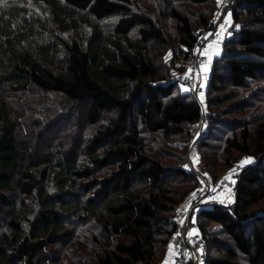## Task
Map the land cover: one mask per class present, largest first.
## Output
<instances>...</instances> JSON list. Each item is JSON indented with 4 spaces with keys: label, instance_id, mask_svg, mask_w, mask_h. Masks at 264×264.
<instances>
[{
    "label": "trees",
    "instance_id": "obj_1",
    "mask_svg": "<svg viewBox=\"0 0 264 264\" xmlns=\"http://www.w3.org/2000/svg\"><path fill=\"white\" fill-rule=\"evenodd\" d=\"M233 1V32L212 63L197 148L212 183L222 164L255 160L237 175L234 205L203 207L197 223L208 244L205 264H264V0ZM182 8L0 2V264L166 260L180 205L200 184L186 151L203 110L177 77L201 34L192 19L202 29L209 24ZM52 96L60 114L39 123L30 113ZM82 106L92 137L78 131L73 143L62 141L60 118ZM179 135L188 143L169 163L163 141Z\"/></svg>",
    "mask_w": 264,
    "mask_h": 264
},
{
    "label": "rangeland",
    "instance_id": "obj_2",
    "mask_svg": "<svg viewBox=\"0 0 264 264\" xmlns=\"http://www.w3.org/2000/svg\"><path fill=\"white\" fill-rule=\"evenodd\" d=\"M164 2H166V1L163 0L161 4L159 3L158 5H156L154 0H142V5H143V7H148V8H153V6H154V8L160 13L165 11V8H167V7L172 8V7H176V6H183L182 9L184 10V5H185L186 6L185 11H190V10L192 11V9H193L195 14H201V15L205 16L207 18V22H208L209 26L213 22L216 25H218L219 42H220L221 46H219L217 48L218 51L215 53V55L211 56V62L206 67V70H207L206 74H205V70H204V83H205L204 86H205V89H204V95L203 96H204V100H205V98H206V89H207V86H208V81H209V77H210L212 63H213L214 59H216L217 57H219L222 54V44L227 39L229 34L231 36L232 35L231 32H233V31H231V28L233 26V20H232V10L233 9L232 8H233L234 1L233 0H214V2L212 4L205 5V6H195V7H192L191 4L179 5L178 3H175L173 0H171V2H169V5L164 6ZM152 3H154V5ZM192 20H193L194 25L197 26V31H199L200 33H203L205 30L208 29V28L207 29H205V28L202 29L201 25L199 24V20L197 18H193ZM238 29H239V27L237 26L235 30H238ZM169 30L172 32L170 37H172V40H175L177 35L174 34V32H175L174 22H171V24L169 25ZM209 47L210 46H208L206 48V50H205L206 54L207 53L209 54ZM186 71H188V66L187 65H185V72ZM247 94L248 93H243V96H246ZM42 101L44 102V105L42 107H40V106L37 107L35 110H32V112L30 113V116H34V118H36L39 123H41L42 121H45L46 117L51 118V116H45L47 113H50V112L59 113L61 111L60 110L61 104L59 102V99L56 96L55 97L54 96L49 97L48 100L46 99V100H42ZM82 107H78V108L75 107V109L73 110V114L71 116H69V117H66L67 114H65V113L67 111L63 110L64 111L63 114H65L64 115L65 118H64V116L61 117L60 119H61V122H62L61 124L62 125L59 124V137L62 136L61 137L62 141H63L62 138H64V140H67L69 142L71 140V142L73 143L74 142L73 138L77 139L78 135H79V132H86L85 137L87 139L92 137V135H93L92 131L91 132L90 131L87 132L88 131L87 122H86L85 117H84L85 114L83 113V112H85V110H84L85 107L84 106H82ZM50 114L52 115V117H55L54 114H52V113H50ZM102 115L103 116H102L101 124L106 123L107 118H111V117L115 116L113 111L108 112V113H103ZM63 121H65V122H63ZM56 128L57 127H55V129ZM46 130L47 129H45L46 137L49 139V138H51L52 135H54V133L52 131H46ZM82 135H83V133H82ZM192 138L193 137H192V134H191L190 140H189L190 143H189L187 151H186L187 160H188V162H189V160L194 162L196 164L198 170L201 173L204 174V176L209 180V182L212 185H215L218 182V180L216 182L212 183L210 181V178L207 175V173L204 172L203 170H201V168H200L201 167V163H200L199 151H198V148H197L198 144L196 145V147L194 148V150H193V152L191 153L190 156L187 153L188 149L190 147V144L192 142ZM164 140L165 141H163V142H166L167 148H164V149L162 148L161 150L166 151L165 152V157L168 158V162L169 163H174L173 159L171 158L172 154H175L176 152L178 153L179 146L185 145V144L187 145V143H188L187 142V137L184 136V135H179V136L170 137V138H167V139H164ZM81 145L85 146V145H88V144H84L82 142ZM158 146L159 147L161 146L160 143H159ZM156 149H157V147H156ZM156 152L159 153V151H157V150H156ZM237 157H239V155L235 154L233 159H237ZM246 158H248V157H241L236 162L237 164L232 166V167H227L225 164H222L221 168H220V172L218 173V176H220L221 178H225L226 176H229V174L231 173V176H230L231 179L230 180L231 181H237V175L242 170H244L246 167L250 166L255 160V159H250V162H246L243 165H241V161L245 160ZM196 177H197L198 181L200 182V184H199V187H200V185L202 183L201 179L197 175H196ZM197 191L198 190H195L194 193L192 194V196L189 197L187 200H185L180 205L179 212H178V218L179 219H180V214H181L180 211L182 210L184 205L187 204V202L190 199H192V201H193V197L196 195ZM235 198L230 194L229 191H226L225 193L220 194L218 196L215 205H221V206H225V207L226 206H233L234 203H235ZM192 201H191L190 205L192 204ZM205 205L206 204H204L203 206H205ZM199 211L197 212V214L199 213ZM197 214L195 216L196 222H197ZM214 226L215 225H213V228H219V227H214ZM198 227H199V225H198ZM199 232H200V229H199ZM200 234L202 235L201 232H200ZM202 237H203V235H202Z\"/></svg>",
    "mask_w": 264,
    "mask_h": 264
},
{
    "label": "built area",
    "instance_id": "obj_3",
    "mask_svg": "<svg viewBox=\"0 0 264 264\" xmlns=\"http://www.w3.org/2000/svg\"><path fill=\"white\" fill-rule=\"evenodd\" d=\"M218 42V25L213 22L207 30L199 35L192 54L187 61L188 71L177 77V81L188 89L196 103L203 110L202 118L191 131L193 138L187 152L189 156L203 137L207 125V113L205 111L203 96L205 89L203 72L211 60L205 50L208 46L216 45ZM189 162L190 171L196 174L202 183L197 189L198 191L193 197L192 204L188 207V210L180 214L178 231L171 241L168 254L171 264H205L208 244L199 232L195 216L204 204H216V200L220 194L229 191L234 198L237 195L236 182L231 181V178H220L215 185H212L204 174L198 170L196 164L190 160Z\"/></svg>",
    "mask_w": 264,
    "mask_h": 264
},
{
    "label": "crops",
    "instance_id": "obj_4",
    "mask_svg": "<svg viewBox=\"0 0 264 264\" xmlns=\"http://www.w3.org/2000/svg\"><path fill=\"white\" fill-rule=\"evenodd\" d=\"M219 46H221V45H220V42H219L218 44H216V45H212V46L209 47V56H210V57H211L212 55H215V53L218 51L217 48H218ZM206 67H207V66H206ZM206 67L204 68V70H205V74L207 73ZM203 75H204V72H203ZM191 201H192V199H190V200L187 202V204L184 205V207L182 208V210L180 211V213L186 212V211L188 210V207H189ZM210 204H211V203H207V204H206L205 206H203V207H206V206H208V205H210ZM163 264H171V262H170V260H169L168 257H167V259L163 262Z\"/></svg>",
    "mask_w": 264,
    "mask_h": 264
},
{
    "label": "snow or ice",
    "instance_id": "obj_5",
    "mask_svg": "<svg viewBox=\"0 0 264 264\" xmlns=\"http://www.w3.org/2000/svg\"><path fill=\"white\" fill-rule=\"evenodd\" d=\"M0 2H3V0H0ZM209 59H211V57H209ZM191 71V70H190ZM188 89H185V91H187ZM202 95V94H201ZM251 158H246L245 160L241 161V165H243L246 162H250ZM231 173L229 174V176H226L225 179H230ZM213 191H215V189H213Z\"/></svg>",
    "mask_w": 264,
    "mask_h": 264
}]
</instances>
